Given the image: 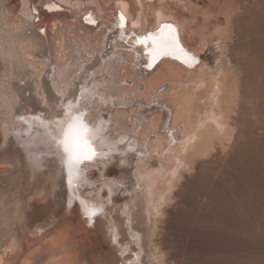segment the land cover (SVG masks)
<instances>
[{
    "label": "bare ground",
    "instance_id": "6f19581e",
    "mask_svg": "<svg viewBox=\"0 0 264 264\" xmlns=\"http://www.w3.org/2000/svg\"><path fill=\"white\" fill-rule=\"evenodd\" d=\"M194 1L0 0V264H264V0ZM161 22L202 67H142L126 41ZM69 100L113 149L71 187L46 135Z\"/></svg>",
    "mask_w": 264,
    "mask_h": 264
},
{
    "label": "snow or ice",
    "instance_id": "6c2138e0",
    "mask_svg": "<svg viewBox=\"0 0 264 264\" xmlns=\"http://www.w3.org/2000/svg\"><path fill=\"white\" fill-rule=\"evenodd\" d=\"M53 7L52 5L46 6L49 11L53 10ZM26 19L38 21L39 9L30 5ZM84 20L90 25L97 23L91 13L86 15ZM119 22V28L123 30L127 23L123 11L119 14ZM132 28H137V25L133 23ZM40 31L43 33L45 29L41 28ZM121 35L123 37V32ZM126 42L133 46H139L136 49L137 55L145 58L142 67L150 72L153 69L159 70L168 60L179 62L187 70H195L203 66L201 56L182 43L177 25L171 22H161L155 30L146 31L145 34H136L133 31ZM81 96H85V92L82 91ZM79 104L80 101L74 104L72 100H69L63 112V118L50 122V130L46 131L49 151L52 155L59 156L61 165L67 170L70 187L74 182L79 184L84 168L96 162L98 156H107L113 150L112 147H109L108 151H105L103 139L105 131L102 122L96 121L86 104L83 106V110L81 107H77ZM36 119L39 120V117H36ZM40 123L43 124L44 121H40ZM169 136H171V133H169ZM172 143L174 144L176 141L173 140ZM32 166L34 168L38 167L39 162L33 160ZM80 204L89 225L103 211L102 206L89 205L83 199L80 200ZM69 206L71 207V201H69ZM118 240L119 237L113 230V244H116ZM121 255H123V252Z\"/></svg>",
    "mask_w": 264,
    "mask_h": 264
},
{
    "label": "rangeland",
    "instance_id": "374dc122",
    "mask_svg": "<svg viewBox=\"0 0 264 264\" xmlns=\"http://www.w3.org/2000/svg\"><path fill=\"white\" fill-rule=\"evenodd\" d=\"M194 1V0H193ZM207 1V2H206ZM218 1V0H217ZM221 2H223L224 0H220ZM233 2H234V4L236 5V6H238L239 7V10H237L235 13L236 14H238V13H242V12H244L245 11V9L247 8V6H248V4L250 3V0H232ZM194 2H196L195 4L197 5V6H199V7H202V8H204L205 9V4H207L208 3V0H195ZM197 2H198V4H197ZM206 2V3H205ZM226 148L228 149V145L226 146ZM182 182H183V180H182ZM172 205H173V202L170 204V205H168V206H166L165 207V209H169V208H171L172 207ZM158 226H159V224H157ZM159 231L157 230V233H158ZM157 237H155V239H156Z\"/></svg>",
    "mask_w": 264,
    "mask_h": 264
},
{
    "label": "water",
    "instance_id": "95a60500",
    "mask_svg": "<svg viewBox=\"0 0 264 264\" xmlns=\"http://www.w3.org/2000/svg\"><path fill=\"white\" fill-rule=\"evenodd\" d=\"M128 83V82H127Z\"/></svg>",
    "mask_w": 264,
    "mask_h": 264
}]
</instances>
